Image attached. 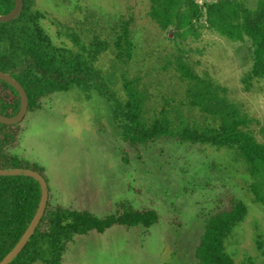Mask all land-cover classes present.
<instances>
[{
  "label": "rangeland",
  "instance_id": "rangeland-1",
  "mask_svg": "<svg viewBox=\"0 0 264 264\" xmlns=\"http://www.w3.org/2000/svg\"><path fill=\"white\" fill-rule=\"evenodd\" d=\"M149 5L150 0H35L33 7L44 13L41 25L57 44L75 49L74 36L86 46L94 38L106 40L110 48L95 62L104 83L121 98L122 76L138 79L146 94L145 116L163 108L175 120L206 118L185 101L181 58L202 78L226 87L229 100L253 118L249 128L264 144V79L253 78L248 88L242 81L251 64L247 44L205 25L197 27L196 37H172L150 18ZM124 24L133 45L131 56L120 60L113 41ZM21 124L15 151L43 167L52 203L104 216L127 199L159 214L148 229L112 226L78 236L61 264H195L204 218L231 196L246 203L247 214L228 251L237 264H264V243H256L258 235L264 240V205L253 200L251 179L233 150L171 136L131 147L121 139L109 102L94 87L52 93Z\"/></svg>",
  "mask_w": 264,
  "mask_h": 264
},
{
  "label": "trees",
  "instance_id": "trees-1",
  "mask_svg": "<svg viewBox=\"0 0 264 264\" xmlns=\"http://www.w3.org/2000/svg\"><path fill=\"white\" fill-rule=\"evenodd\" d=\"M34 2L23 0L17 17L0 22V70L10 72L26 91V114L39 109L42 100L54 92L94 87L109 102L121 139L131 147L171 136L181 142L231 149L245 165L253 200L264 205V144L256 140L249 128L253 118L229 100L225 86L202 78L180 58L177 67L179 79L186 87L185 101L206 118L190 122L178 115L175 120L163 108L147 117L143 113L146 94L138 89V79L122 76L121 98L104 83L95 62L110 44L94 38L86 46L76 36L75 49L55 43L41 25L45 15L33 7ZM13 6L14 0H0V14L9 12ZM148 14L162 31L175 38L196 37L197 27L205 25L227 40L246 43L251 64L242 77L245 88L253 78L264 79V0H213L204 4L196 0H150ZM201 19L203 24L197 26ZM132 45L129 28L124 24L113 41L115 58H129ZM19 106L18 92L0 79V113L14 115ZM22 120L14 124L0 122V168H31L43 175L41 165L15 151L23 129ZM40 193L39 183L32 177L0 175V259L26 229L37 209ZM246 214V203L235 196L229 198L225 207L209 213L194 248L195 264H237L228 246ZM158 220L156 209L135 207L127 199L118 201L112 213L97 216L85 209L52 203L48 190L39 223L8 264H61L68 247L78 236L91 231L103 233L112 226L148 229ZM256 243H264L261 236H257Z\"/></svg>",
  "mask_w": 264,
  "mask_h": 264
},
{
  "label": "water",
  "instance_id": "water-1",
  "mask_svg": "<svg viewBox=\"0 0 264 264\" xmlns=\"http://www.w3.org/2000/svg\"><path fill=\"white\" fill-rule=\"evenodd\" d=\"M23 0H14L13 8L4 14H0V22H5L17 17L22 9ZM0 79L10 84L18 92L20 97V106L14 115L8 116L0 113V122L4 124H14L23 119L27 112V94L23 86L16 80L10 72L0 70ZM0 175H23L34 178L40 186V200L37 209L31 218L26 229L15 243V245L0 259V264H8L23 248L30 236L33 234L37 224L39 223L48 200V185L42 174L31 168L23 167H5L0 168Z\"/></svg>",
  "mask_w": 264,
  "mask_h": 264
}]
</instances>
